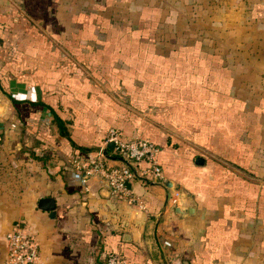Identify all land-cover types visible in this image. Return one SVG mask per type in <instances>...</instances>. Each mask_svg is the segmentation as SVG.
<instances>
[{
    "label": "crops",
    "instance_id": "crops-1",
    "mask_svg": "<svg viewBox=\"0 0 264 264\" xmlns=\"http://www.w3.org/2000/svg\"><path fill=\"white\" fill-rule=\"evenodd\" d=\"M180 7L0 0V262L20 220L34 264H264V0L203 3L215 36H164ZM110 128L159 148L161 176L141 161L127 182L140 203L75 167Z\"/></svg>",
    "mask_w": 264,
    "mask_h": 264
},
{
    "label": "built area",
    "instance_id": "built-area-1",
    "mask_svg": "<svg viewBox=\"0 0 264 264\" xmlns=\"http://www.w3.org/2000/svg\"><path fill=\"white\" fill-rule=\"evenodd\" d=\"M107 142H112L111 149L106 147ZM158 151V146L148 138L133 136L124 139L116 129L110 128L97 147L95 156L90 158L87 164H81L78 160H75L74 164L77 169L83 168L84 174L95 175L102 187L114 196L140 203V199L130 193L126 183L135 178L136 165L141 161L145 162V165L139 168V174L150 175L152 178L160 177L161 168L156 160ZM108 152L120 160V164L109 163ZM73 175L84 181L80 172L75 171ZM5 243V255L0 264L36 262L39 255L38 242L22 221L16 220L12 223L5 233ZM103 264H122V259L114 252H107L104 254Z\"/></svg>",
    "mask_w": 264,
    "mask_h": 264
},
{
    "label": "rangeland",
    "instance_id": "rangeland-1",
    "mask_svg": "<svg viewBox=\"0 0 264 264\" xmlns=\"http://www.w3.org/2000/svg\"><path fill=\"white\" fill-rule=\"evenodd\" d=\"M179 2L181 3V7H180L181 9L179 8V10H177L175 13L174 18L176 19V22L174 23V21H165V22H169L172 26L170 27L167 26V27L162 28V31L164 32L163 33L164 36L168 34H172L175 36L177 35L182 36L185 34V35H192V36L198 37V36L206 35L207 34L206 32L209 33L208 34L209 36L216 35L215 23H212V22L209 23L208 21V26L206 27L203 25V23H201V21L205 20L206 18L212 19V20L216 19V17H218L219 12L216 10H213L210 12L206 11L205 13H203L202 11L197 10L199 9L200 5H202L203 3H207V2L215 3L216 0H204V1L203 0H186L187 3H184L183 0L181 1L177 0V3ZM193 4H196L197 7L193 8L194 6H192L191 8L193 9H190L189 5H193ZM186 7H187V10L184 11L183 8L185 9ZM158 16L159 14L157 13L156 17H154L155 21L158 20ZM111 29L115 31L117 28L115 29L111 27ZM151 29H152V32L154 33L156 28H151ZM167 45L169 44L168 43L162 44V46L164 47Z\"/></svg>",
    "mask_w": 264,
    "mask_h": 264
},
{
    "label": "water",
    "instance_id": "water-1",
    "mask_svg": "<svg viewBox=\"0 0 264 264\" xmlns=\"http://www.w3.org/2000/svg\"><path fill=\"white\" fill-rule=\"evenodd\" d=\"M106 147L111 149L112 148V142H107ZM126 184H128V183H126ZM36 205L38 208L48 211L49 215L51 217H53V215H54V200L52 197L41 196L37 199Z\"/></svg>",
    "mask_w": 264,
    "mask_h": 264
},
{
    "label": "trees",
    "instance_id": "trees-1",
    "mask_svg": "<svg viewBox=\"0 0 264 264\" xmlns=\"http://www.w3.org/2000/svg\"><path fill=\"white\" fill-rule=\"evenodd\" d=\"M58 123V125H59V133L60 134H64L65 133V130H64V128H63V126H61V124H60V122L59 121H57ZM108 150V149H107ZM107 252H114V253H116L122 260H123V258H122V256L118 253V252H116V251H114V250H107V251H105V253H107Z\"/></svg>",
    "mask_w": 264,
    "mask_h": 264
}]
</instances>
